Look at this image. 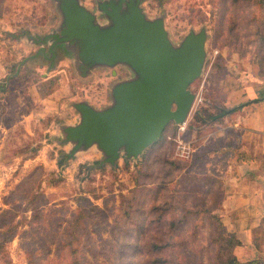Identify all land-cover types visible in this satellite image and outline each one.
<instances>
[{
    "label": "rangeland",
    "instance_id": "1",
    "mask_svg": "<svg viewBox=\"0 0 264 264\" xmlns=\"http://www.w3.org/2000/svg\"><path fill=\"white\" fill-rule=\"evenodd\" d=\"M75 1L101 29L113 26L102 8L111 0ZM64 5L0 0V264H214L221 230L211 216L223 221V185L202 176L235 164L239 114L214 118L231 109L228 97L245 80L264 78V5L142 0L146 20L163 22L175 47L205 34L204 69L185 124H170L138 159L123 154L114 164L97 144L76 153L65 129L80 123L76 104L108 107L114 85L136 74L119 65L83 77L75 48L56 49L53 67L33 58L64 29ZM256 237L263 251L264 234Z\"/></svg>",
    "mask_w": 264,
    "mask_h": 264
},
{
    "label": "water",
    "instance_id": "2",
    "mask_svg": "<svg viewBox=\"0 0 264 264\" xmlns=\"http://www.w3.org/2000/svg\"><path fill=\"white\" fill-rule=\"evenodd\" d=\"M63 2L65 27L60 34L45 38L54 41L52 59L56 56L53 48L69 42L77 50L83 77L97 67L119 65L128 66L136 74L134 79L114 85L110 106L96 109L76 104L81 120L65 129L66 141L77 144L76 153L97 144L111 164L123 154L136 160L160 141L171 123L187 121L196 99L190 87L204 69L206 36L190 35L175 47L163 22L146 20L140 7L142 0L104 4L103 10L113 21L108 30L95 25L94 18L75 0Z\"/></svg>",
    "mask_w": 264,
    "mask_h": 264
},
{
    "label": "crops",
    "instance_id": "3",
    "mask_svg": "<svg viewBox=\"0 0 264 264\" xmlns=\"http://www.w3.org/2000/svg\"><path fill=\"white\" fill-rule=\"evenodd\" d=\"M39 46L42 48L44 45ZM56 47L64 50L65 47L73 49L75 46L65 42ZM41 48L33 58L42 56L50 66H55L61 52L48 60L41 54ZM29 61L26 58L19 65L17 73ZM245 82L239 86L240 90L233 91L227 103L230 108L244 105L235 118L237 128L242 131L239 146L232 149V157H236L235 164L228 165L220 173L216 171L215 176L210 171L207 173L222 179L223 199L219 215L228 232L234 234L240 242L234 249V255L242 263L255 260L264 262V250L255 245L256 236L264 234V78L255 74Z\"/></svg>",
    "mask_w": 264,
    "mask_h": 264
},
{
    "label": "trees",
    "instance_id": "4",
    "mask_svg": "<svg viewBox=\"0 0 264 264\" xmlns=\"http://www.w3.org/2000/svg\"><path fill=\"white\" fill-rule=\"evenodd\" d=\"M259 1H260V4L264 5V0H259ZM243 107H244V105H239V106L231 108V109H223L220 112V114L217 115V117H215L214 119H216V120L224 119V118H227L229 116H233L236 113L240 114V112H241ZM164 135H165V133L163 134L162 138L164 137ZM162 138L160 139V141L162 140ZM202 178L203 179L204 178L215 179L213 176H210V175H207V174L202 176ZM197 179L200 180L201 178H197ZM216 183H215V186H216ZM200 190H202L203 192H206L207 194L211 193V189H209V183H207V184L203 183L201 185V189ZM211 220L215 224L217 223V225L219 226L218 228L221 230L220 233L217 231V233L215 235L216 236V240H217V253H216V256H215V260H213V261H215L214 264H264V262L260 261V260H255V261H251V262H247V263L240 262L236 258V256L234 255V249L237 246L240 245V242L237 240V237L234 234H230V233L227 232V230L225 229L224 225L222 224L220 218L217 217L216 215H212L211 216ZM175 222H178V221L176 219H174L172 221V225L173 226H175ZM3 245L4 244L0 243V248ZM153 247L156 249V245H154ZM4 263L5 264H11V261L8 262L7 260H5Z\"/></svg>",
    "mask_w": 264,
    "mask_h": 264
},
{
    "label": "flooded vegetation",
    "instance_id": "5",
    "mask_svg": "<svg viewBox=\"0 0 264 264\" xmlns=\"http://www.w3.org/2000/svg\"><path fill=\"white\" fill-rule=\"evenodd\" d=\"M48 41H49V39L46 40V43H47ZM41 44H42V43H41ZM53 44H54V41H52L51 43H49L47 48L42 47L41 50H40L41 54H42L44 57H46L48 60H51V58H52V56H53V55L50 53V49H51V47L53 46ZM42 45H44V44H42ZM65 48H66V47H65ZM56 49L58 50L59 48L55 46V47L53 48L54 52H55ZM56 55H57V54H56Z\"/></svg>",
    "mask_w": 264,
    "mask_h": 264
},
{
    "label": "built area",
    "instance_id": "6",
    "mask_svg": "<svg viewBox=\"0 0 264 264\" xmlns=\"http://www.w3.org/2000/svg\"><path fill=\"white\" fill-rule=\"evenodd\" d=\"M185 124V123H184ZM185 152V151H184ZM183 154H185V153H183ZM186 155V154H185Z\"/></svg>",
    "mask_w": 264,
    "mask_h": 264
}]
</instances>
